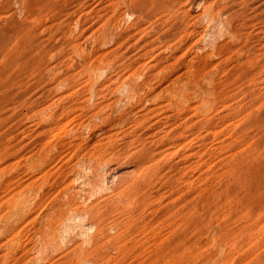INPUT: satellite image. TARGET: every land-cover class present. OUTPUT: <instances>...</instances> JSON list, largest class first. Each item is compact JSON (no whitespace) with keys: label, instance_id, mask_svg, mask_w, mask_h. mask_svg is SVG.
<instances>
[{"label":"rangeland","instance_id":"374dc122","mask_svg":"<svg viewBox=\"0 0 264 264\" xmlns=\"http://www.w3.org/2000/svg\"><path fill=\"white\" fill-rule=\"evenodd\" d=\"M0 264H264V0H0Z\"/></svg>","mask_w":264,"mask_h":264}]
</instances>
